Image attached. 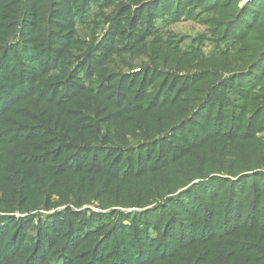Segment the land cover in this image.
I'll use <instances>...</instances> for the list:
<instances>
[{
	"label": "rangeland",
	"instance_id": "rangeland-1",
	"mask_svg": "<svg viewBox=\"0 0 264 264\" xmlns=\"http://www.w3.org/2000/svg\"><path fill=\"white\" fill-rule=\"evenodd\" d=\"M53 1L3 0L0 5V117L6 118L10 124L7 126L20 125L24 128L19 130L21 132H25V129L36 130L40 134L38 140L32 141L33 148L30 152L7 153L5 149L1 150L0 170H3L1 164L10 158L52 157V162L49 160L46 168H25L28 175L39 170L41 173L38 177L46 174L57 176L55 183L51 185L53 189L46 190L52 194L50 200L41 201L37 209L23 214L15 211L5 214L0 212V215L14 218L6 220L9 226L5 231L12 228L11 233L19 230V235L21 234L19 239L9 240V253L6 257H0V264H7V261L10 264H25L40 241V235L50 240V248L47 253L40 251L35 264H68L78 257H83L91 264H185L190 257L183 256L182 253L174 256L171 261L163 262L162 258L173 256L180 244H187L192 237L196 238V234L188 236L196 228L190 220L197 213L191 210L207 213V210L202 211V206L213 205L218 193L221 192L220 205L224 201L230 202L236 194L240 196L244 188L247 194L254 187L264 184L263 177L239 179L264 173L261 168L243 171L237 177H231L226 172L240 160L250 161L253 157L254 163L264 161V156L254 157L256 141L264 143L263 89L256 85L244 94H235L231 86L224 84L217 89L223 105L226 103V108L227 105L231 109L236 106L239 108V119L234 125V132L239 134V138H243L241 143L233 145L231 141L221 138L223 143L217 146L209 143L210 141L187 146L183 139L174 138L173 128L167 130L169 123H173L168 120L171 115L169 108L153 111L151 100L157 98L172 76L174 82L172 80L167 95L173 92L179 80L183 79L185 82L188 78L200 76L202 73H218L206 70H211L207 68L211 65L208 59L219 54L215 48L218 35L210 20H217L220 16L215 12L200 11L197 4L187 9L186 5L183 6L179 12L182 18L177 20L172 14L168 15L170 6L165 7L161 1L143 0L142 3H149V7L154 3L158 6V13L152 7L153 13L148 15V6L146 9H143L142 3L136 6V0H115L113 3H105L106 5L102 0H73L72 7H67L62 2L61 10L67 18L60 25L48 21L50 16L59 12V3L63 0L57 3H52ZM250 1L252 0H240L239 5ZM23 2L25 9L21 8ZM50 8L54 12L48 15ZM128 9L131 11L123 16ZM137 10L139 13H136ZM21 12L20 23L16 25V15ZM143 12H146L144 16H147V20L142 19L141 23L136 24L134 28L137 33L128 38V43L121 45L124 33L120 31V26L126 20H129L127 23L135 25L137 17ZM111 15H118L119 18L113 29L107 21ZM57 20L62 22L61 19ZM40 27L42 32L39 33ZM8 32L14 36L9 37ZM8 38L11 40L4 44ZM104 38L108 40V44L105 53L103 52L102 62L90 59L89 66L84 67L85 57L82 54L91 43L97 46ZM155 38L159 39V43L164 41L166 49H158L157 52L149 54L143 46H149L150 40ZM139 42L144 43L138 45ZM172 47L177 50L172 52L176 57L169 60L163 54L168 56L167 49ZM130 48L133 50H127ZM2 49L4 52H1ZM3 54L11 57L5 59ZM203 62L205 67L201 64ZM101 63L102 73L99 75L95 68H99ZM75 71L77 79L71 82L70 74ZM107 74L109 76L105 77ZM118 74L119 77H114ZM37 76L41 78L40 81ZM233 81L236 80L232 78L227 83ZM38 82L45 84L43 95L49 99V106H53L51 109L39 106L37 112L33 107L19 101L26 98L25 96L18 95L28 86L35 88ZM196 82L192 84L195 88L199 86ZM206 82L207 79H203L200 84ZM134 84L136 88L128 93ZM212 88H216V85ZM115 95V102L110 101ZM120 97L122 99L119 103ZM137 99L138 103L132 106ZM175 100L176 97L173 102ZM110 103L114 105L110 106ZM218 104L216 105L220 106ZM131 107L132 112H125ZM151 112H154L153 119L149 118ZM34 118L40 121L35 122ZM233 118L234 116H230L228 119ZM46 122L48 128L42 125ZM159 122V129H152ZM192 131H195L194 127L188 126L185 136ZM252 134L255 137L249 138ZM64 137L72 143L64 145ZM155 140L161 141L159 145H156ZM148 143L150 146L146 148ZM177 144L187 146L181 152L182 155H173L171 152ZM135 149V154H145L144 158L139 155L140 159L135 161L136 164L144 166L153 155L154 158L156 155L164 158L165 162L159 167L133 171V162L129 158ZM195 150L205 151L206 158L201 164L190 158ZM184 158L191 160L195 173L185 172L188 168L180 162ZM204 163L212 164V168H217L218 171L202 178L200 167ZM80 167L87 171L102 172L98 177L81 175L78 171L61 173L63 170ZM167 168L170 169L171 176L165 175ZM22 169L23 167L16 170L14 176L22 173ZM216 178L219 181L215 183L212 179ZM228 179L240 181L231 186L228 192H225L228 187L220 191L223 186H227L225 181ZM166 183H170V186H165ZM37 188L38 185L35 189ZM184 190L188 192L178 197L177 194ZM203 194L210 196L204 201ZM248 198L244 201L249 208L258 204L259 198L250 201ZM37 199L38 197H34L32 203ZM24 202L25 197L15 202L10 201L6 195L0 196V206H5L6 209L12 207L23 210ZM48 205L53 206L46 208ZM246 210L241 220L243 226L251 227L256 217L264 220V207L250 215L247 214L250 209ZM27 216L32 221L22 222ZM46 221L43 232H39V227ZM70 226H74L76 230L71 235L69 251H66L70 236L67 229ZM186 227L193 228L187 231ZM180 231L184 233L183 239ZM112 232L123 243L116 241ZM176 235L180 241L178 244ZM104 239L107 240L106 243H101ZM247 240L249 250L261 245L251 239ZM92 242L95 243L94 249L99 252L98 256H91V251L84 248L85 244ZM162 245L164 247L161 249ZM3 258L5 259L2 260ZM179 258L183 261H177Z\"/></svg>",
	"mask_w": 264,
	"mask_h": 264
},
{
	"label": "trees",
	"instance_id": "trees-1",
	"mask_svg": "<svg viewBox=\"0 0 264 264\" xmlns=\"http://www.w3.org/2000/svg\"><path fill=\"white\" fill-rule=\"evenodd\" d=\"M155 1L158 2L161 1V3L165 5V7L170 6V8L168 9V13H169L168 15L172 14L173 15L172 17L177 20L182 18V14H179V12L181 11V8L183 6L186 5V9H187L196 4L198 5L200 11L203 10V12L205 13L215 12L220 16V18L217 20H212V19L210 20V23L213 25V27H215L216 33L218 35L217 36L218 41L215 43L216 46L215 48L219 54L212 55V57L208 59L211 65L207 68H210L211 70H206V71H214L218 73L212 75H205L204 73H202L200 76L197 75L188 78L185 82H183L184 81L183 79L179 80L178 83L175 85L173 92H171L170 95H167V91L171 88L170 84L172 83V80L174 82V77L172 76V78L168 80L166 85L160 90L157 98H153L151 100L153 103L152 106L153 111L158 112L163 108L166 107L169 108L171 115H169L168 120L173 123L172 125L171 123H169V128L167 130L173 128L174 138L183 139V141L186 143L187 146H192L204 141L207 142L210 141L209 143H212L214 146H217L219 145V143H223L222 142L223 140L221 138L231 141L230 143H232L233 145L237 143H241L242 142L241 139L243 138L242 137L239 138V134H236V132H234L235 130L234 125L235 123H237L239 119L237 117L239 108L236 106L235 108L231 109V107L228 105L226 108L225 107L226 103L223 105L221 96L218 94L217 89L222 88L224 84V86L227 87L231 86V90L235 92V94H237L238 92L244 94L250 88H254L256 85H259L264 91V0H252L250 2L242 3L241 5H239L240 0H184V1L155 0ZM57 2H59V0H54L52 3H57ZM62 2H64V5H66L67 7H72L73 0L61 1L59 3V7H60L59 12L55 13V16H50L48 20L50 23H59L60 25H63V19H66L67 15L64 14V12L61 10ZM113 2H115V0H102L103 4L105 3L109 4ZM142 2L143 0H136L135 5L137 6ZM2 4H3V0H0V5ZM148 5L149 3L148 4L142 3L143 9ZM149 6L147 7L146 10V12H148V15L149 13H153L152 7H155V13L159 12L157 10L158 6L156 3L151 5V7ZM21 8L25 9V2H23ZM128 11L131 10L128 9L126 12L123 13V16L127 15ZM53 12L54 10L50 8L48 15H50ZM22 13L23 12H21L20 15L19 14L16 15V20H17L16 25H19L18 24L20 23L19 17H21ZM136 13H139V10H137ZM145 13L143 12V14H139L135 25L131 23L130 24L127 23L129 22V20L123 22V24L120 26L121 29L120 31H123L124 33L123 35L124 39L120 42L121 45H125L126 43H128L129 42L128 38L137 33L134 27H136L138 23H141L142 19L147 20V16L146 17L144 16ZM79 14L81 13L79 12ZM1 17L2 16L0 15V19ZM117 17L118 15H111L109 18H107V21L110 22L112 29L114 28V25H116V23L118 22L119 18ZM57 19H61L62 22H58ZM69 21L73 22V20L72 21L69 20ZM148 21L152 23L151 19H148ZM38 32L39 33L42 32V27L38 29ZM7 35L9 37L14 36L13 34H9V32ZM9 39L11 40V38L6 39L4 44L8 43ZM150 41L149 42L151 46L150 45L143 46L149 54L157 52L158 49H166L164 41L159 43L158 38H155ZM143 43L139 42L138 45L140 44L143 45ZM106 44H108V40L106 38H104L101 41V43L97 46L91 43L90 46L87 48V50H85V52L82 54L83 58L85 57L86 66H84V64L81 66L88 67L90 59H92L91 61L93 60L99 61L98 63L102 62V56H103V52L106 49ZM127 50H133V48ZM167 50L169 51L168 56H166L165 54H163V56L169 58V60H173V58H175L176 56H174V53L172 52H176L177 50L173 47ZM1 52H4V49H2ZM52 55L54 54H51V56ZM10 57L11 55L3 54V58L5 59ZM184 57L189 58V56H184ZM201 64L205 67L204 62ZM60 65L61 62L59 63V66ZM102 65L103 63L99 64V68H95L96 71H99V75L100 73H102ZM50 66L53 67L51 64ZM49 68L50 67H48V69ZM70 76H71L70 77L71 82H73L74 79H77V72L76 71L73 72L72 74H70ZM104 76L107 77L109 75L107 74ZM119 76L120 75L118 74L117 76L114 77H119ZM37 77L39 78L40 81L41 78L39 76ZM232 78L236 81H233L230 84L227 83L229 79ZM102 79L103 78H101V80ZM153 79L154 81H156V77H154ZM203 79H207V82L205 84H200L203 81ZM195 81H197L196 85H199L197 88H195L194 85H192L193 83H195ZM214 85H216V88L213 89L212 87ZM135 88H136V84L133 85L131 91H129L128 93H131ZM44 89H45V84H43L42 82H38L35 88L34 86H28L18 95L22 97L25 96L26 98H22L19 101H21L27 106L33 107L37 112L39 110V106H43L48 109H51V106L53 105L49 106V101H48L49 99H47L45 95H43ZM27 92L30 94H27ZM174 97H176V100L173 102ZM116 99L117 96L115 95L110 101L115 102ZM121 99L122 97L119 98V103ZM138 99L132 103V106L138 103L139 101ZM262 100H264V98H262ZM217 103H219L220 106H217L216 105ZM113 105L114 104L110 103V106ZM131 110L132 107L125 110V112H132ZM228 114H230V116L232 117L234 116V118L232 120L228 119L230 117L227 116ZM149 118L150 119L154 118V112H151ZM33 121L39 122L40 120L34 118ZM7 125L10 124L7 122L6 118L0 117V151L5 149L7 153L13 151H20L21 153L30 152L33 148V145L31 144L32 141L38 140L40 138L39 132H37L36 130H26V129L24 130L25 132H21L19 130L24 128H21L20 125H15V126H7ZM42 125L44 128H48L47 122ZM159 125L160 122L157 123L156 126L152 129L154 130L159 129ZM188 126H193L195 131L189 132V134L185 136V129H187ZM162 133L164 132H161V134ZM253 137H255L254 134H252V136L249 138H253ZM70 141H72V138H70ZM62 142L64 143V145L72 143L69 142V140L65 137L62 139ZM155 142L157 143L156 145H159L161 141L155 140ZM146 145H147L145 146L146 148L150 146L149 143ZM156 145H154V147ZM145 147L142 148L145 149ZM186 147L177 144L176 147H173L171 152L173 155H182L181 152H183ZM136 149H140V148H136ZM136 149L129 158L132 159L133 162V166H132V169H134L133 171L139 172L141 170L142 171L147 170L148 167H154V166L159 167L165 162L164 158L158 157V155H156L154 158L153 155L151 156L150 161H147L144 164V166L136 164L135 161L137 159H140L139 155L142 156L141 158L145 157L144 153L135 154ZM193 153L190 156L191 159H194L193 162L201 164L206 158L205 151L195 150V152ZM24 156L25 155H23V157ZM257 156H264V143L259 140L256 141V150L254 153V157ZM51 159L52 157L25 156V158L23 159L21 157L16 159L10 158L1 164L3 170H0V196L6 195L9 197L10 201L13 200L15 202L17 199L21 200L25 197V202L22 204L25 205V208L23 210L22 208H12V207L6 209L5 206H0V212L3 211L2 213L5 214L15 211V213L19 212L23 214L25 212L33 211V209H37L40 206L41 201L47 202L50 200L52 194H49L46 190L53 189L51 188V185L55 183L56 181L55 177L57 176H50L49 174H46L42 177H38L41 173L39 170H37L32 175H28L25 167L46 168L47 162L49 160L50 162H52ZM125 159L128 158L125 157ZM249 160L250 161L240 160V162L236 164L237 166L234 165L231 169L226 170L227 174L231 177H237L238 175L243 173V171L244 172L248 170L252 171L256 168H261L264 170V161L254 163L253 157H251ZM180 162L181 165H183L185 168H188L185 170V172L187 173L196 172L195 167L191 166L192 164L191 160L184 158ZM22 167L23 169L21 171L23 172L14 176L15 175L14 172L18 169H21ZM61 168L66 169L65 167H61ZM75 171H78V173L81 175H87L88 177H98L102 172L100 170L87 171V169L80 167L79 169L71 168L68 170H63L61 173L66 174ZM217 171H218L217 168L215 169L212 168V164L204 163L203 167H200V176L204 178L210 174H213L214 172L216 173ZM165 175L166 176L172 175L169 168L165 170ZM247 177L249 178L263 177L264 179V173L250 175V176H243V177H239V179L247 178ZM186 179L187 178H185V180ZM3 180L5 181L4 184L2 183ZM212 181H215L216 183L219 181V179L218 178L212 179ZM212 181L210 180V182ZM237 182H234L231 179L226 180L225 184H227V186H223V188H221L220 191H223L224 188L228 187L227 190H225V192H228L231 186L235 185ZM34 185L35 187L33 188L32 186ZM37 185L38 188L35 189ZM165 186H170V183H166ZM195 186L199 187V185H195ZM195 186L192 189H194ZM24 187L26 188L24 189ZM244 189L242 190L240 196L236 194V196L233 197L232 200H230V202L224 201L220 205H219V199L221 192L218 193V196L213 202V205L207 207L202 206V211L207 210V213L191 210L197 213L195 217L192 220H190L193 223V227L196 228L194 229V231L193 230L191 231L193 227L191 228L186 227V229L187 231H191L190 233H188V236L196 234L197 235L196 238L192 237V239L187 244L184 245L180 244L178 246L179 248H177V252L173 256L162 258V261L163 262L171 261L179 253H182L183 256L190 257V259H187V262H185V264H264V220L261 217L254 218V224L251 225V227L249 226L245 227L242 225L241 222L242 218L244 217L243 216L244 213L247 211L246 210L247 208L250 209V212H247V214L249 213L248 215H250L252 212L259 211L261 207H264V184H260L258 188L254 187L251 193L245 194ZM186 192H188V190L181 191L177 194V196L179 197ZM171 193H175V192L171 191ZM203 195H204L203 198L204 201L207 200L210 196V195L207 196L205 194ZM34 197H38V199L33 204L32 201ZM246 198H248L247 199L248 201H250L253 198H259L258 204L253 206L252 208H249L248 206L245 205ZM242 201L244 202L242 203ZM241 203L243 208H241ZM52 206L53 205H48L46 208ZM102 208L106 209L105 206H103ZM200 215L202 218H200ZM7 219L13 220L14 218L12 219L5 217V215H0V257H6V255L9 253L8 249L10 245L9 242L10 239L12 241V240H17L21 237V234L19 235V230L14 233H11L12 228H10L8 231H5V229L8 228L9 226V223L6 221ZM24 220L29 222L32 221V219H30V216L23 218L21 221L23 222ZM190 221L188 223H191ZM46 223L47 221L44 224H41L38 230L39 232L40 231L43 232L42 230L43 225H47ZM75 230L76 229L74 228V226H70L67 229V233L70 236H69V241L66 244V251H69L68 246L72 240L71 235L75 233ZM180 235H181V239H183L184 238L183 231H180ZM199 235H204L205 239L199 238L198 237ZM206 235L208 236L206 237ZM37 236H39V234ZM112 236L113 238H115L116 234L112 232ZM197 238L199 240H195ZM39 239L40 241L36 244L34 250L32 251L31 258H29L25 262V264H35V261L38 260L39 255L41 253L40 251H44L45 253H47L48 249L50 248L49 245L50 240H47V237H42L40 235ZM115 239L116 241H121V243H123L121 238L116 237ZM247 239H251L255 242H258L261 245L254 248L253 250H249L246 245L248 242ZM175 240H177V244L180 242L178 240L177 235L175 236ZM106 241L107 240L104 239L101 243H106ZM94 246L95 243L92 242L85 244L84 248L86 250L91 251V256L94 255L98 256L99 252L97 251V249H94ZM101 246H103V244H101ZM160 247L162 249L164 245ZM4 259L5 258H3L2 260ZM177 261L181 262L183 260L179 258L177 259ZM7 264L10 263H8L7 261ZM68 264H91V263H88V261L84 260L83 257H78L72 259V261H70V263ZM142 264H148V263H142Z\"/></svg>",
	"mask_w": 264,
	"mask_h": 264
}]
</instances>
